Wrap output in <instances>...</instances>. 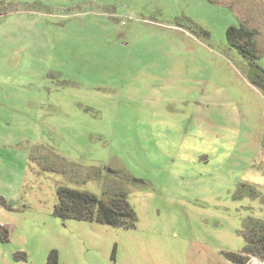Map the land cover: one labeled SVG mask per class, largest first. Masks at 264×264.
Listing matches in <instances>:
<instances>
[{"label": "rangeland", "instance_id": "374dc122", "mask_svg": "<svg viewBox=\"0 0 264 264\" xmlns=\"http://www.w3.org/2000/svg\"><path fill=\"white\" fill-rule=\"evenodd\" d=\"M231 27L264 70V0H0V264H235L264 97ZM60 187L125 193L135 227L56 218Z\"/></svg>", "mask_w": 264, "mask_h": 264}, {"label": "trees", "instance_id": "16d2710c", "mask_svg": "<svg viewBox=\"0 0 264 264\" xmlns=\"http://www.w3.org/2000/svg\"><path fill=\"white\" fill-rule=\"evenodd\" d=\"M253 32L243 27H231L226 31V39L230 46L247 61V82L257 89L264 97V70L256 64L253 43ZM264 148V131L262 138ZM242 189V187H241ZM251 193H254L251 191ZM57 204L54 206L53 215L62 220H75L81 222H95L116 228L133 229L137 217L127 201L125 193L109 197L107 201L99 199L87 191H79L67 187H60L56 191ZM240 197V196H239ZM0 206L5 207V202L0 199ZM246 233L243 237L245 246L243 255L227 254V259L235 264H245L248 257H264V222L248 218L245 222ZM9 241V229L0 226V243ZM18 259V258H17ZM47 264H57L56 252L51 251Z\"/></svg>", "mask_w": 264, "mask_h": 264}]
</instances>
